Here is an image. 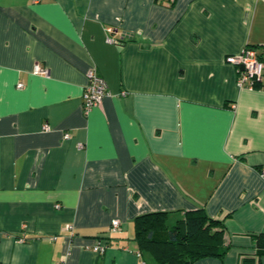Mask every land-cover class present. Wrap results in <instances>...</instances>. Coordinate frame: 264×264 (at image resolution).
Returning <instances> with one entry per match:
<instances>
[{
    "label": "crops",
    "instance_id": "obj_1",
    "mask_svg": "<svg viewBox=\"0 0 264 264\" xmlns=\"http://www.w3.org/2000/svg\"><path fill=\"white\" fill-rule=\"evenodd\" d=\"M248 46L264 0H0V264H151L136 218L198 209L230 247L193 264H242L264 232V77L227 62Z\"/></svg>",
    "mask_w": 264,
    "mask_h": 264
},
{
    "label": "trees",
    "instance_id": "obj_2",
    "mask_svg": "<svg viewBox=\"0 0 264 264\" xmlns=\"http://www.w3.org/2000/svg\"><path fill=\"white\" fill-rule=\"evenodd\" d=\"M264 60V52L260 51ZM219 219L205 209L187 211L172 220L170 212L155 211L135 220V239L151 264H193L208 257L223 258L230 245L225 244V229ZM256 251L244 254L242 264H259L264 258V232L252 234Z\"/></svg>",
    "mask_w": 264,
    "mask_h": 264
},
{
    "label": "built area",
    "instance_id": "obj_3",
    "mask_svg": "<svg viewBox=\"0 0 264 264\" xmlns=\"http://www.w3.org/2000/svg\"><path fill=\"white\" fill-rule=\"evenodd\" d=\"M174 1V0H171ZM110 35L108 36L109 42H117L116 39L111 35L113 28H108ZM227 62L231 64L238 65L240 67V75L238 82L243 87L248 85V87H254L259 81L264 77V60L260 57V51L257 47L248 46L240 54L229 55L227 57ZM35 71L37 73L48 76L50 70L47 67L37 64ZM88 83L85 87L83 94V107L84 110L88 113L94 107H98L102 104L104 98L109 94L108 85L105 79L99 75L96 68H90L87 72ZM24 84L20 83L19 87H23ZM127 92L123 91L125 95ZM44 130H51V125L48 123L44 124ZM72 137L70 132H65L64 138L70 139ZM85 144L80 142L79 148H84ZM264 174V171H263ZM61 205H57L59 208ZM121 225L120 219H115L112 224V231L119 229ZM68 230L73 231L74 226L69 224ZM107 243L105 240L100 239L97 244L94 246V249L100 253H103L106 250Z\"/></svg>",
    "mask_w": 264,
    "mask_h": 264
}]
</instances>
